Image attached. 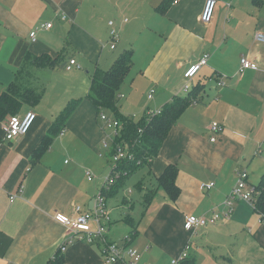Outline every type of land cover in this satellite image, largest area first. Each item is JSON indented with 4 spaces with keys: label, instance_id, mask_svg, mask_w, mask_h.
Listing matches in <instances>:
<instances>
[{
    "label": "crops",
    "instance_id": "obj_1",
    "mask_svg": "<svg viewBox=\"0 0 264 264\" xmlns=\"http://www.w3.org/2000/svg\"><path fill=\"white\" fill-rule=\"evenodd\" d=\"M205 2L0 0V97L11 85L41 95L34 105L22 102L15 114H35L26 135L6 141L1 123L11 115L0 120V264H47L73 236L55 215L72 220L75 205L82 211L90 210L105 184L100 152L108 132L87 98L89 89L84 97L78 91L66 97L58 91L57 81L51 82V75L40 90L34 77L55 70L67 45L95 64V71L104 49L101 32L110 28L109 22L117 32V45L127 48L139 42L131 70L142 89V99L136 102L142 117L175 97L191 102L170 128L150 165L143 167L155 185L136 186L142 211L122 209L115 220L110 202L113 196L106 197L108 241L122 245L132 231L126 245L140 255L138 264H170L187 247L189 259L202 257L210 264H264V219L250 204L236 202L228 220L209 222L195 233L184 228L188 216L209 218V212L220 207V213L224 212L223 201L240 170L247 171L248 184L254 186L248 168L264 146V44L254 38L256 33L264 34V0H215L208 25L200 22ZM48 23L50 29L40 28ZM31 32H35L34 42L29 38ZM204 54L208 55L207 64L187 81L184 73ZM42 55L56 59L57 65L50 69L31 63V58ZM244 57L257 70L239 75ZM221 79L224 87L217 86ZM186 83L191 87L187 93L183 91ZM126 92L132 95L131 88ZM73 101L79 104L70 119L48 150L37 155L49 129ZM213 122L222 126L216 135L209 131ZM169 167L175 171L176 191L172 192L157 185ZM89 170L98 171L101 177L88 182L85 172ZM210 183L212 188L200 189ZM146 192H151V201L144 207L142 194ZM125 203L131 207L130 202ZM197 240L200 243H194ZM199 244L209 246V253L200 250ZM61 254L65 264H104L97 244L75 242Z\"/></svg>",
    "mask_w": 264,
    "mask_h": 264
},
{
    "label": "trees",
    "instance_id": "obj_2",
    "mask_svg": "<svg viewBox=\"0 0 264 264\" xmlns=\"http://www.w3.org/2000/svg\"><path fill=\"white\" fill-rule=\"evenodd\" d=\"M164 2L159 6L163 7ZM29 57V56H28ZM133 52H123L115 60L114 67L108 71L97 68L91 79V86L87 98L96 108L97 113H105L109 118L118 121L121 125L119 136L111 144L107 151V157L114 153V144H126L129 151L134 154L135 160L121 161L109 166V180L103 185L101 194L106 197L116 194L118 189L134 174L144 166H148L151 160L158 153L170 128L174 125L182 111L189 105L191 100L182 97H175L171 103L165 104L160 113L148 116L147 113L138 121H134L131 116L119 114L117 104L119 90L130 73L133 65ZM31 63L38 68L53 69L57 65L56 59H50L46 55L31 58ZM22 71V70H20ZM17 72L18 73H20ZM41 95L32 90H17L14 85L0 97V120L7 115L14 116L20 108L22 102L36 104ZM79 101L71 102L42 140L37 149V155L47 151L52 139L61 131V127L70 119ZM142 131L139 133V131ZM139 162V164H137ZM175 171L172 167L166 169L161 177L157 179V185L166 191H176L174 186ZM139 189V186L137 187ZM252 208L259 218L264 219V173L261 175L257 185L253 186ZM151 192L142 194V203L147 207L151 201ZM133 232L131 231V234ZM129 235V237L131 236ZM232 252V248H231ZM47 264H65L62 254L59 252ZM183 264H196L195 260L187 258Z\"/></svg>",
    "mask_w": 264,
    "mask_h": 264
},
{
    "label": "built area",
    "instance_id": "obj_3",
    "mask_svg": "<svg viewBox=\"0 0 264 264\" xmlns=\"http://www.w3.org/2000/svg\"><path fill=\"white\" fill-rule=\"evenodd\" d=\"M215 9V0H206L202 14L200 16V22L204 25L210 24L213 12ZM61 19H65L62 15ZM126 22V20H124ZM110 27V50H114L117 43L119 42L117 32L113 29V22L108 23ZM51 24L41 25V29H50ZM29 38L32 42L35 41V32L29 34ZM255 41L258 43L264 44V34L256 33ZM208 55L204 54L202 58L196 65L191 66L185 73L184 78L187 81H191L202 67L207 64ZM73 67L79 68L76 65L74 60H70L68 66L65 68L66 71H70ZM245 70H257V66L249 61L247 58H241L240 67L238 74L241 75ZM218 87H224L225 83L223 79L218 80ZM188 83L184 85L183 91L187 93L190 90ZM153 95V91L150 92L148 98L150 99ZM160 113V110L148 112V116H154ZM98 119L103 126V130L108 132L105 137V140L102 144V147L108 150L111 144L119 136V131L121 130V125L118 121L109 118L105 113L99 112ZM35 121V114L33 112H27L23 117L19 116H10L7 120L1 123V129L4 134V139L6 141H12L18 137L26 135L33 122ZM209 131L212 135H216L222 131V126L216 122H213L209 126ZM142 131L140 130L139 133ZM62 136V134H60ZM214 142V137L210 139ZM114 153L110 157V160L113 164L119 163L121 161H132L135 160L134 154L129 151L126 144H114L113 146ZM139 164V162H137ZM85 176L88 182H93L95 176L89 171L85 172ZM248 176L245 170H240L237 172V180L235 186L231 189L228 196L226 197L223 207L224 212L220 213L215 210L209 212V218L188 216L185 222V230L189 232H194L198 228H203L207 226L210 222H218L219 220H228L233 211V205L236 202H244L252 206L253 202V186L248 184ZM105 183L109 180L107 176L105 178ZM213 187V183L208 185L202 184L200 189L206 190ZM92 208L87 211H82L81 208L77 205L74 206V213L76 217L72 220H69L61 215H55V220L63 225L69 232H72L73 236L67 241H64L59 251L63 253L66 250L68 245H72L75 242H83L87 245H100L101 252L104 258V264H116L120 262H126L125 264H138L140 261V255L138 252L127 246L126 244L129 241L127 236L124 239V244L120 245L115 242H109L106 235L108 233V225L110 223L109 212L106 208L105 198L101 194V191L93 198ZM92 226L94 228L92 229ZM189 247L181 254L177 259H174L170 264H183V262L188 258Z\"/></svg>",
    "mask_w": 264,
    "mask_h": 264
},
{
    "label": "rangeland",
    "instance_id": "obj_4",
    "mask_svg": "<svg viewBox=\"0 0 264 264\" xmlns=\"http://www.w3.org/2000/svg\"><path fill=\"white\" fill-rule=\"evenodd\" d=\"M106 28H107V21H106ZM109 29V30H108ZM106 31L103 28L102 29V45L104 46V49L102 51L101 55V61L99 67L101 70L108 71L114 67L115 60L117 57L125 52V51H139V42L134 44L133 47H123L122 44L117 45L116 49L114 51L110 50L109 43H110V28H108ZM75 52L77 50L73 49L71 46H66V49L63 51V60L60 63L58 67L55 68V70L51 71L50 73H47L45 75H39L35 76L34 80L38 84V89L40 90L46 83L45 81L48 79V76L51 75V82L53 80L57 81V87H59L58 91L61 92L64 96L69 97L72 93L75 91H78V93H81L86 95L85 91H87L91 86V79L94 72V69L96 67L95 64H93L90 60L87 58L77 55ZM70 59H74L75 63L79 68H74L72 72H67L65 70L64 62H69ZM68 64V63H67ZM54 76V79H53ZM131 88L132 95L129 97L127 94V90ZM142 99V89L141 86L138 85V82L135 81L134 73L131 70L128 76L126 77L125 81L123 82L120 90H119V97H118V112L119 114L123 116L132 115L134 116V120L138 121L139 118L141 119V115L139 112H137V101H140ZM100 151V150H99ZM107 151L106 149L102 148L100 152L101 157V165L104 166L103 175L105 178L108 175L109 166L113 165L110 158L107 157ZM263 153L254 157L255 160L252 162L251 166L248 168L250 173L253 175L250 176V182L255 186L258 184L260 178L259 173L264 170V146L262 149ZM94 176L95 180H98L99 176L98 171L95 170H89ZM247 173V171H246ZM248 176V173H247ZM95 180L93 182H95ZM106 180L104 179V182ZM101 182V181H100ZM102 183V182H101ZM139 183H144L146 186H154L155 182L153 179L147 178L146 171L143 169H140L136 174H134L132 177H130L122 187L118 189L115 195H113L112 199L110 200L111 205L114 206L115 211L113 213V219L117 220L119 213H123V210L128 209L131 210L133 213L142 211V204H141V198L139 197V194L137 192L136 186ZM125 200L130 202V206L128 207V204L125 203ZM224 202V201H223ZM123 209V210H122ZM220 209H216L217 212H221ZM200 240L194 241V243H200ZM201 245L199 247L200 250H203L204 253H209V246L206 244H199ZM203 245V246H202ZM221 251H223V244L221 242ZM197 252V250H196ZM221 253L220 250L218 252ZM216 255H219V254ZM209 255V254H207ZM199 256V253H198ZM197 257V256H196ZM210 258V256H209ZM202 257L196 258V264H210L209 261L203 262ZM211 259V258H210Z\"/></svg>",
    "mask_w": 264,
    "mask_h": 264
}]
</instances>
